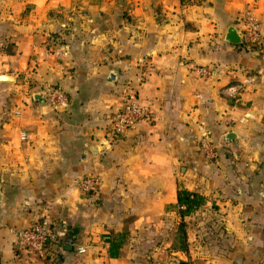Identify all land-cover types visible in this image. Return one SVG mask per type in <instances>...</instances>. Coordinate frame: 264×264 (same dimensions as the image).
<instances>
[{"label": "crops", "instance_id": "obj_1", "mask_svg": "<svg viewBox=\"0 0 264 264\" xmlns=\"http://www.w3.org/2000/svg\"><path fill=\"white\" fill-rule=\"evenodd\" d=\"M243 7L258 46L226 39ZM130 86L149 116L111 141ZM88 174L95 193L78 188ZM180 187L204 196L183 218L191 260L264 264V0H0V264H133L121 256L169 245L150 239L177 231ZM41 215L61 247L34 262L14 230ZM109 235L122 237L116 257Z\"/></svg>", "mask_w": 264, "mask_h": 264}, {"label": "built area", "instance_id": "obj_2", "mask_svg": "<svg viewBox=\"0 0 264 264\" xmlns=\"http://www.w3.org/2000/svg\"><path fill=\"white\" fill-rule=\"evenodd\" d=\"M237 25L240 42H244L247 46L260 44V23L252 8L240 9ZM193 69L200 75L212 73V67L209 65H194ZM61 97L64 98L63 93L50 92L51 101L55 102L57 98L61 100ZM149 112L137 96V86H130L119 105L108 114L105 127L107 138L111 141L121 138L135 123L148 117ZM199 148L208 158L217 156L214 144L206 135L199 138ZM77 185L82 192L95 193L100 187V179L96 175H84L77 179ZM59 240L53 221L47 215H41L28 225L14 230L13 245L15 250L28 260L39 262L56 257ZM78 250L83 249L78 248Z\"/></svg>", "mask_w": 264, "mask_h": 264}, {"label": "trees", "instance_id": "obj_3", "mask_svg": "<svg viewBox=\"0 0 264 264\" xmlns=\"http://www.w3.org/2000/svg\"><path fill=\"white\" fill-rule=\"evenodd\" d=\"M245 44L244 42H240ZM260 45V44H259ZM258 46V45H257ZM255 47V46H254ZM212 142V141H211ZM213 143V142H212ZM204 202V196L197 191H193L187 189L185 187H180L177 189L176 193V208L181 216V220L179 221V225L177 227V231L179 233L181 244L180 246H174L178 249H181L183 252H187V240H186V230H185V221L184 216L189 214L198 206H200ZM106 241L109 243L108 246V254L111 257H116L119 254V247L122 242V237L118 235L116 238H111V236H105ZM61 247L60 240L58 243V250ZM48 259V258H47ZM54 259V258H53ZM177 264H192V261L187 258H179Z\"/></svg>", "mask_w": 264, "mask_h": 264}, {"label": "rangeland", "instance_id": "obj_4", "mask_svg": "<svg viewBox=\"0 0 264 264\" xmlns=\"http://www.w3.org/2000/svg\"><path fill=\"white\" fill-rule=\"evenodd\" d=\"M123 5H125V4H123ZM178 225H179V223L177 224V226ZM185 230H186V227H185ZM169 235L170 236H168L166 239L158 238V237L157 238L152 237L150 239V243H152L155 246H158L157 244L164 245V242L162 243V241L165 240V242L169 243V245L165 249H162V248L161 249H158V248L152 249L151 248L152 252L145 253V254H141V253H137V254L136 253H134V254H131V253L123 254L121 256L122 262H124V263L132 262L133 264H135V263L136 264H142L143 262H145L146 264H148V262H149V264H177L178 263V259H177L178 257L176 256V254L181 253L182 258L190 257V256H188L190 248L188 246L189 242L187 240V234H186L187 247H188L187 248V250H188L187 252H183L181 249H178L177 247H174V246H180V244H181V241H180L181 239L179 237L178 231L172 232ZM104 239H106V237H104ZM125 240H129V238L125 239ZM145 241H147V240H145ZM176 252H178V253H176ZM197 260L198 259H196V258L192 259L191 260L192 264H197V262H198ZM102 262L107 263L109 261H108V259L105 258V259H103Z\"/></svg>", "mask_w": 264, "mask_h": 264}, {"label": "water", "instance_id": "obj_5", "mask_svg": "<svg viewBox=\"0 0 264 264\" xmlns=\"http://www.w3.org/2000/svg\"><path fill=\"white\" fill-rule=\"evenodd\" d=\"M226 39L232 43H239L241 41V37L237 31V29L233 26L230 25L227 29L226 32ZM3 79H11V76L9 74H2L1 76ZM109 78L110 79H115L116 78V74L113 70L110 71L109 73ZM42 95V92H37L33 95L34 98H38ZM236 136V133H234L233 131H228L226 133V138L227 139H232L233 137ZM74 235L70 234V233H65L62 237V239L64 240L65 244L64 247L65 248H71L72 246V237Z\"/></svg>", "mask_w": 264, "mask_h": 264}]
</instances>
